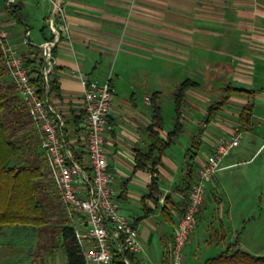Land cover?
<instances>
[{"label": "crops", "instance_id": "1", "mask_svg": "<svg viewBox=\"0 0 264 264\" xmlns=\"http://www.w3.org/2000/svg\"><path fill=\"white\" fill-rule=\"evenodd\" d=\"M16 3L21 6L20 21L7 13L8 5L0 0V31L7 32L6 43L30 69L38 66L41 59L39 45L54 37L49 26L48 31L45 29L54 11L53 23L59 38L52 49L50 80L58 88L49 90L48 96L64 121L65 142L79 159L85 157L83 87L73 73L81 72L88 80L110 85L113 107L104 135L108 170L117 191L119 212L137 227L144 247L139 253H131L134 264L168 263L174 227L183 208L176 194L186 186L189 165L191 182L215 142L231 136L235 128L240 132L239 143L223 157L220 169L207 186L197 226L184 247V264H188L187 255L196 259L201 240L206 244L225 243L231 233L228 244L237 238L241 248L239 232L231 229L233 202L227 177L233 175L234 189H242L243 178L255 173L248 165L264 149V0H59L56 14L54 0H15L12 4ZM28 5L41 8L40 18L25 14ZM136 58L149 61L151 68L132 64L131 72L147 73L136 83L132 78L126 88H121L123 74L114 71L116 64L119 61L121 69L127 66L125 62L131 64ZM158 68L157 76L149 74V70ZM160 78L178 79L175 87L189 78L197 86L186 91L178 110L182 131L171 137L160 155L153 176L158 193L151 197L152 177L148 169L135 168L134 157L138 151L146 152L150 145L147 127L153 120L148 97L158 92L159 100L161 91L156 88ZM0 87L8 97L1 114H12L16 119L13 127L19 129L14 136L27 148L23 159L37 164L36 153L30 152L35 142L38 154L43 155L39 137L8 73L0 76ZM228 87L252 94L228 93ZM146 88L152 92H145ZM221 100L222 104L210 112V107ZM246 104H251V113L245 125L240 113ZM172 112L170 126L165 125L162 110V127L154 128L164 140L174 125V103ZM248 151L249 156H244ZM236 176L241 181H236ZM252 179L248 186L251 190L256 186ZM203 222L200 240L198 228ZM212 229L223 234V239L213 241ZM50 264L60 263L52 260Z\"/></svg>", "mask_w": 264, "mask_h": 264}, {"label": "built area", "instance_id": "2", "mask_svg": "<svg viewBox=\"0 0 264 264\" xmlns=\"http://www.w3.org/2000/svg\"><path fill=\"white\" fill-rule=\"evenodd\" d=\"M11 5L15 0H3ZM59 11V0H54ZM48 26L54 33L51 40L39 45L43 66L44 92L32 84L24 59L5 41L7 32L0 31V53L16 91L24 103L38 134L47 171L52 179L63 212L72 226L85 264H111L113 255L128 251L139 253L143 244L134 224L119 212L117 191L108 170L105 133L113 107L108 82L88 80L81 72L73 73L82 84L83 153L79 159L68 148L64 138V121L49 101V80L54 66L52 49L58 40L53 17ZM28 31L25 35H28ZM28 44V40H25ZM148 99V98H147ZM240 138L237 128L229 137L219 138L211 152L200 161L197 172L182 197V212L174 227L167 264H184V247L197 226V217L205 199L208 184L220 169V162L234 149ZM150 177L155 173L148 171ZM129 264L127 259H124Z\"/></svg>", "mask_w": 264, "mask_h": 264}, {"label": "trees", "instance_id": "3", "mask_svg": "<svg viewBox=\"0 0 264 264\" xmlns=\"http://www.w3.org/2000/svg\"><path fill=\"white\" fill-rule=\"evenodd\" d=\"M6 10L16 21L22 19L19 3L8 5ZM0 61L3 64V71H1L0 76H3L8 73V70L3 62L1 53ZM25 64L28 66L26 62ZM42 66L43 61L39 59L38 66H32L31 69L28 68L29 73L33 74L31 83L38 87L40 93L44 92V83L41 76ZM194 86H197V83L186 78L175 87L172 96L176 115L173 128L168 133L166 140L160 138L154 129L161 128L163 124L162 109L158 100L159 93L154 92L148 97L153 120L152 124L147 127L150 145L146 152L138 151L135 153V168L148 169L151 173L156 172L155 166L160 163V155L169 145L171 137L176 136L182 131V123L180 122L178 110L185 101L186 91ZM57 88L56 83L49 80V90H56ZM226 91L237 94L245 93L248 96L252 94L250 91L231 87H228ZM7 99L6 93L0 87V230L5 226H33L43 229L48 226V217L51 211L58 218L61 241L66 254V264H85L73 228L63 212L56 187L48 175L44 154L42 155L43 157L38 154L37 144L33 142L31 146L33 151L30 153H36L39 163H32L26 157L23 159L27 148H24L14 136L15 130L19 129V127L16 129L13 127L16 119L12 114L5 116L1 114V111L5 108ZM222 102L223 100L215 103V106H211L210 112L222 104ZM250 111L251 104H246L241 110L240 121L242 124L246 125L249 123ZM190 175L191 166L189 165L187 176L185 177V190L190 184ZM45 179L50 189L43 182ZM149 190V196L151 197L158 193L157 182L154 177H152ZM213 235L218 240L223 239V234L220 235L215 229H212ZM124 259H127L130 264H134L133 254L128 251H124L122 254H114L111 264H126ZM199 264H264V256L253 255L241 249L236 238L224 250L206 258Z\"/></svg>", "mask_w": 264, "mask_h": 264}, {"label": "rangeland", "instance_id": "4", "mask_svg": "<svg viewBox=\"0 0 264 264\" xmlns=\"http://www.w3.org/2000/svg\"><path fill=\"white\" fill-rule=\"evenodd\" d=\"M40 12L41 8L37 9L30 5H28L25 10V14L32 16V18H36V16H39L40 18ZM53 12L54 11L50 14L51 17L53 16ZM47 27L48 25L45 27L46 30ZM32 29L34 30L35 26H33ZM148 62L149 61L147 60L142 62L136 58L132 60L131 64H129V61L128 63L125 62L127 66L119 69L120 63L118 61L114 71H122L123 76L121 82H119L121 88H126L129 82L132 81V78L136 83L138 80L137 78L147 73V71H141L139 74L131 72L129 66L132 64L137 66L144 64V66H149L151 68V63L147 65ZM1 71H3V64L0 61V73H2ZM149 74H155L157 76V74H159V68L158 70H149ZM114 76L115 72L112 78H114ZM177 81L178 79L163 80L160 78L159 84L156 88L158 91H161L159 103L163 110V117L166 126L171 125V117L173 113L172 91L177 84ZM143 87L147 86L143 85ZM122 92L123 91H121V93ZM145 92L152 91L151 89L146 88ZM245 142L246 139L243 138V140H241V145L244 146ZM249 154L250 151L246 152L244 156H249ZM248 167L254 169L255 173H253V175L245 176L242 181L238 180L237 176L235 177L236 181L244 183V186H241L242 189H234V185L236 184L233 183V175L227 177V189L230 192V198L233 202L234 221L232 222L231 229L239 232L237 235L240 236L242 242L241 248L243 250H246L253 255L264 256V149L260 154H257L255 160L251 162ZM249 177L253 178V183L256 185L252 190L248 187L250 186ZM43 182L47 185L46 179ZM184 190L182 189L181 193H177L178 195L176 194L179 202L182 201V197H184L183 195L187 191V189ZM165 193H170V191H165L164 194ZM48 219V226L43 229L33 226L3 227L0 230V264H50L52 260L56 263L65 264V250L61 241L57 215L50 211ZM204 224V222L199 223L198 238L200 240V229ZM230 238L231 233L228 234L225 243L219 241L217 244L214 242L206 244L205 241L201 240L199 249L197 250L196 259H194V255H187L188 264H199L206 258L218 254L225 249ZM232 239L234 238L232 237ZM212 240H217V237L213 235Z\"/></svg>", "mask_w": 264, "mask_h": 264}]
</instances>
